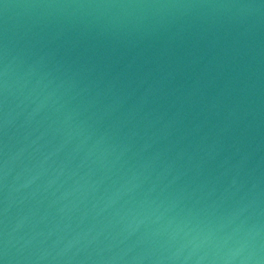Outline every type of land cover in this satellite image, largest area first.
<instances>
[{
	"label": "water",
	"instance_id": "obj_1",
	"mask_svg": "<svg viewBox=\"0 0 264 264\" xmlns=\"http://www.w3.org/2000/svg\"><path fill=\"white\" fill-rule=\"evenodd\" d=\"M0 264H264V0H0Z\"/></svg>",
	"mask_w": 264,
	"mask_h": 264
}]
</instances>
